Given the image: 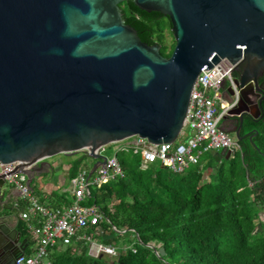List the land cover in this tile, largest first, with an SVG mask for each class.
Instances as JSON below:
<instances>
[{
  "label": "water",
  "instance_id": "obj_1",
  "mask_svg": "<svg viewBox=\"0 0 264 264\" xmlns=\"http://www.w3.org/2000/svg\"><path fill=\"white\" fill-rule=\"evenodd\" d=\"M129 1L170 18L169 58L126 24L120 5ZM223 60L245 101L261 93L264 0H0V162H21L31 187L39 163L58 155L103 160L91 177L106 163L95 151L132 137L173 143L201 71ZM7 192L0 176V238L16 219Z\"/></svg>",
  "mask_w": 264,
  "mask_h": 264
},
{
  "label": "trees",
  "instance_id": "obj_2",
  "mask_svg": "<svg viewBox=\"0 0 264 264\" xmlns=\"http://www.w3.org/2000/svg\"><path fill=\"white\" fill-rule=\"evenodd\" d=\"M120 7L126 24L143 43L158 44L166 58L172 55L176 42L170 52L165 45L166 35L173 36L169 17L141 11L131 1ZM243 131L246 138L239 142L241 151L234 158L210 152L183 174L163 166L142 171L139 158L135 165L131 156L120 157L124 179L92 192L86 206L99 207L118 230H135L140 236L137 252L122 251L111 262L91 258L88 245H59L49 251L48 260L51 264H264V233L256 232L264 211V119L245 118ZM80 165L73 163L72 180ZM49 199L53 207L71 204L57 194ZM21 229L27 237L24 224ZM125 235L129 239L114 233L100 241L131 245V234ZM152 243L165 248L164 258L156 254L157 247H148Z\"/></svg>",
  "mask_w": 264,
  "mask_h": 264
},
{
  "label": "built area",
  "instance_id": "obj_3",
  "mask_svg": "<svg viewBox=\"0 0 264 264\" xmlns=\"http://www.w3.org/2000/svg\"><path fill=\"white\" fill-rule=\"evenodd\" d=\"M206 68L201 71L193 88L187 117L178 139L157 147L146 138L132 137L95 151L105 158L106 163L99 165L91 177L89 175L93 168L80 166L77 177L71 181L73 191L68 206L53 207L43 203L33 186L28 185L27 175L20 172L21 162H0V176L5 177L6 184L17 188L24 203L19 218L24 223L29 243L27 251L18 258V264H51L49 251L59 245L73 248L88 245L91 258L111 262L116 261L122 251L137 252L135 245L140 242V236L135 230H118L99 207L86 206L87 198L92 193L91 187L100 190L114 180L124 179L120 157L139 158L142 171L160 165L175 174H183L190 167L199 165L207 153L225 150L231 152V158H234L241 151L238 140L220 127L240 99V89L235 86L234 77L227 75L234 66L228 60H223L209 71H204ZM109 151L113 153L111 158L107 156ZM113 232L119 238L130 233L132 244L121 241V245L115 246L100 241L101 238L114 236ZM148 247L158 248L155 244ZM156 254L159 255V251Z\"/></svg>",
  "mask_w": 264,
  "mask_h": 264
},
{
  "label": "flooded vegetation",
  "instance_id": "obj_4",
  "mask_svg": "<svg viewBox=\"0 0 264 264\" xmlns=\"http://www.w3.org/2000/svg\"><path fill=\"white\" fill-rule=\"evenodd\" d=\"M234 79L238 77V73H233ZM259 86L261 89V93H253L251 97L245 101L240 95V99L230 114V116L226 117L223 121L224 129L227 132H234L233 135L236 137V131L238 126H240L241 121H239V117L244 114V121L247 117L257 116L254 118L256 121L264 119V76L259 80ZM246 111V112H245ZM253 115V116H252ZM244 131H241V137H245L246 134ZM245 141V139H244ZM15 214L16 219L6 227L8 234L7 236H2L0 238V264H18V258L24 253L21 242L26 241L28 245V238L23 234L21 229L19 228L20 218L19 214L12 212ZM18 231V234L15 232ZM25 233V232H24ZM27 251V248L26 250Z\"/></svg>",
  "mask_w": 264,
  "mask_h": 264
},
{
  "label": "crops",
  "instance_id": "obj_5",
  "mask_svg": "<svg viewBox=\"0 0 264 264\" xmlns=\"http://www.w3.org/2000/svg\"><path fill=\"white\" fill-rule=\"evenodd\" d=\"M222 128L224 129L223 125ZM65 158L68 159V161L65 160ZM74 160V157L59 155L56 156V159L54 157L53 160L46 159L39 163L40 173L44 174L42 177H36L32 182V186L34 191L35 186L33 184L36 183L37 186H39L40 190L35 191V193L43 203L52 206V200L49 198L55 194L61 197H67V199L72 197L71 195L73 191V185L71 182L72 179L70 178V173ZM6 188L8 192L5 198V207L10 208L13 211L18 208V205H20L22 208L24 203L21 200L20 192L17 190V188L10 185H7ZM23 224L24 223L20 220V229Z\"/></svg>",
  "mask_w": 264,
  "mask_h": 264
},
{
  "label": "rangeland",
  "instance_id": "obj_6",
  "mask_svg": "<svg viewBox=\"0 0 264 264\" xmlns=\"http://www.w3.org/2000/svg\"><path fill=\"white\" fill-rule=\"evenodd\" d=\"M173 34V33H172ZM173 44H174V37L171 35V34H167L166 35V40H165V45L169 48L168 49V52H170L171 50H172V48H173ZM222 125H223V121H222V123L220 124V127H222ZM231 136H232V138L233 139H235L236 137H235V135H233V134H231ZM179 142H181V140L179 141ZM59 156V155H58ZM107 156L109 157V158H111L112 156H113V153H112V151H109L108 153H107ZM74 158H75V160H74V162H76V161H79L80 162V166L81 167H84V168H93V166H94V164L97 162L95 159H93V158H91V157H88V156H86V155H84L83 153H80V154H78V155H76V156H74ZM50 160H53L54 159V157L51 159V158H49ZM55 159H56V157H55ZM65 160H67L68 161V159H66L65 158ZM132 162H133V164H137L136 162H135V159L133 160H131ZM130 161V162H131ZM162 167L160 166V165H157V169H161ZM7 185L8 184H6V187H7ZM34 186H35V191H38V190H40V188H39V186H37V184L36 183H34L33 184ZM11 186V185H10ZM91 190H92V192L93 193H96L98 190L95 188V187H91ZM21 210H22V208L21 207H19V209L18 208H16L15 210H14V212L15 213H20L21 212ZM260 221H261V224L259 225V227H258V229H257V233H264V211L262 212V214H261V218H260ZM127 235H123V238L124 237H126ZM126 239H129V237H126ZM152 244H155V243H152ZM156 245V244H155ZM154 246V245H153ZM162 247V245H158V248L160 249ZM31 249V246L28 248V250H30Z\"/></svg>",
  "mask_w": 264,
  "mask_h": 264
}]
</instances>
